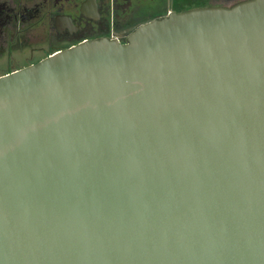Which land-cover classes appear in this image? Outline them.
Listing matches in <instances>:
<instances>
[{"label": "water", "instance_id": "water-1", "mask_svg": "<svg viewBox=\"0 0 264 264\" xmlns=\"http://www.w3.org/2000/svg\"><path fill=\"white\" fill-rule=\"evenodd\" d=\"M0 264H264V0L1 77Z\"/></svg>", "mask_w": 264, "mask_h": 264}, {"label": "flooded vegetation", "instance_id": "flooded-vegetation-1", "mask_svg": "<svg viewBox=\"0 0 264 264\" xmlns=\"http://www.w3.org/2000/svg\"><path fill=\"white\" fill-rule=\"evenodd\" d=\"M248 0H0V78L73 47L128 44L153 21Z\"/></svg>", "mask_w": 264, "mask_h": 264}]
</instances>
